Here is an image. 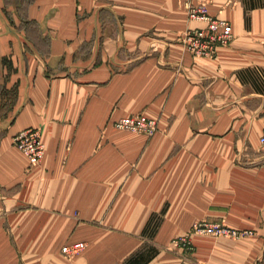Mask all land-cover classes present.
<instances>
[{
	"label": "crops",
	"instance_id": "crops-1",
	"mask_svg": "<svg viewBox=\"0 0 264 264\" xmlns=\"http://www.w3.org/2000/svg\"><path fill=\"white\" fill-rule=\"evenodd\" d=\"M254 1L246 18L251 0H0V264H122L145 242L160 250L145 264H264ZM198 3L233 27L210 57L184 41L208 25L190 16ZM140 115L153 133L118 126ZM29 127L37 164L14 140ZM201 221L255 234L193 232Z\"/></svg>",
	"mask_w": 264,
	"mask_h": 264
},
{
	"label": "built area",
	"instance_id": "built-area-1",
	"mask_svg": "<svg viewBox=\"0 0 264 264\" xmlns=\"http://www.w3.org/2000/svg\"><path fill=\"white\" fill-rule=\"evenodd\" d=\"M190 16L205 20L208 25L206 27H196L189 30L184 37L186 48L195 56L210 57L216 54L220 47L229 45L234 39L233 27L227 19L214 17L206 3H198L190 5ZM121 128H130L140 130L147 129L150 133L155 130V121L148 120L144 115L126 116L118 122ZM16 145L30 157L33 164L40 163L45 155V143L42 139V131L38 127H29L22 130L14 136ZM264 142V135L262 136ZM193 232L206 233L211 235L244 238L255 234L253 230H240L235 227L225 226L219 222L210 223L201 221L196 224ZM177 244L187 245L190 242V234L181 236L175 240ZM84 241L73 242L63 247V252L68 257H74L81 253L86 247Z\"/></svg>",
	"mask_w": 264,
	"mask_h": 264
},
{
	"label": "trees",
	"instance_id": "trees-1",
	"mask_svg": "<svg viewBox=\"0 0 264 264\" xmlns=\"http://www.w3.org/2000/svg\"><path fill=\"white\" fill-rule=\"evenodd\" d=\"M34 0H21L18 3V6L22 10V8L29 3L33 2ZM261 3V2H260ZM258 3L254 0H251L250 5H248V8L246 10V18L248 17L247 11L253 7H256ZM151 234H154V230L151 231ZM160 250L153 244H150L149 242H145L142 247L137 249L135 252L131 254V256L122 264H145L147 263L151 258L156 256L159 253Z\"/></svg>",
	"mask_w": 264,
	"mask_h": 264
},
{
	"label": "rangeland",
	"instance_id": "rangeland-1",
	"mask_svg": "<svg viewBox=\"0 0 264 264\" xmlns=\"http://www.w3.org/2000/svg\"><path fill=\"white\" fill-rule=\"evenodd\" d=\"M12 1L18 5V3H20L19 1L21 0H12Z\"/></svg>",
	"mask_w": 264,
	"mask_h": 264
}]
</instances>
